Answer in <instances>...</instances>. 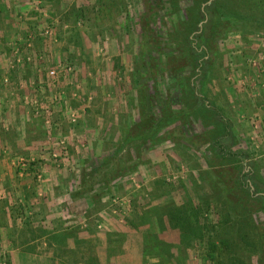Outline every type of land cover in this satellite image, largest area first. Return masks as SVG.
I'll use <instances>...</instances> for the list:
<instances>
[{
	"label": "rangeland",
	"instance_id": "374dc122",
	"mask_svg": "<svg viewBox=\"0 0 264 264\" xmlns=\"http://www.w3.org/2000/svg\"><path fill=\"white\" fill-rule=\"evenodd\" d=\"M213 1L0 0V166L29 191L0 264H264V0Z\"/></svg>",
	"mask_w": 264,
	"mask_h": 264
},
{
	"label": "trees",
	"instance_id": "16d2710c",
	"mask_svg": "<svg viewBox=\"0 0 264 264\" xmlns=\"http://www.w3.org/2000/svg\"><path fill=\"white\" fill-rule=\"evenodd\" d=\"M217 0L213 1L210 5L206 6V9H215V4H216ZM260 5L262 4H258V7H260ZM223 10V9H222ZM221 13L228 16L229 14L222 11ZM260 23L263 21H259ZM172 116L175 118H177V115H171L170 120L172 118ZM215 116L218 117V119L222 122V126L220 129V133H219V137L218 138H214L215 140L213 141L214 146L216 147V149H218V151H220V153H222L224 156H228V157H232V158H242V156H244V153L238 152V151H231L230 149H228L227 147H225L224 143L222 141H225L227 137H229L231 135L230 133V126L229 123L227 122L226 119H224V117L221 115L219 110L215 111ZM169 121V119L167 120ZM153 122V121H152ZM155 127V123L152 124V128ZM150 136V133L147 132L145 133V138H148ZM251 170L242 173L240 179H239V184L244 188V186L248 187V189L251 188V183H252V178H251ZM244 178H248L247 180H244ZM251 182V183H250ZM255 183V182H254ZM254 188H257L256 185H253ZM256 190V189H254ZM257 192V190L255 191ZM249 193V192H248ZM251 196L250 198L252 199H256L257 201H261L264 200V196H257L254 197L252 195V193H249ZM169 219L171 222V225H173L174 227H177L180 229V231L182 232V235L186 236V238H188L189 240H194V238H199L202 239L203 238V227L202 225H200L199 221H198V215H199V210L198 209H194L192 208H171L169 210ZM260 236H261V245L263 246L264 249V228L260 231ZM224 240V239H223ZM223 240H221L222 243ZM218 247L221 248L220 242L217 245ZM216 246V247H217Z\"/></svg>",
	"mask_w": 264,
	"mask_h": 264
},
{
	"label": "crops",
	"instance_id": "0c3cea01",
	"mask_svg": "<svg viewBox=\"0 0 264 264\" xmlns=\"http://www.w3.org/2000/svg\"><path fill=\"white\" fill-rule=\"evenodd\" d=\"M11 83L13 84V82H10V84ZM14 83L17 86H19V84H20L18 81H14ZM15 85H14V87L13 86L11 87V89L14 90V102H16V99H18V97H17V94H18L17 86H15ZM10 95L13 98V95L11 93H10ZM9 102H10V100L7 101V103H9ZM6 106L7 105H4L3 107H1V110L4 107H6ZM5 112L7 113L8 111L5 110ZM17 137L19 138L20 136L18 134L14 133V139H13L14 140V142H13L14 143V147L15 146H22L23 143H24V146L27 147L26 145L28 144V140L25 139L24 141H22L24 139V137H20L19 139H17ZM3 142H5V141H3ZM2 168L3 167L0 166V171H1L0 172V227L2 226V228H0V230L2 232H4L3 229H5V231L7 230L6 233H8V229H6V226L9 225L10 227L11 226L14 227V222H18L17 219L14 218V216H15L14 212L17 211V213H18V210H19V209L18 210L14 209V195L15 194L22 195L23 193H25L24 190H26V189L23 188V187H19V189H14V182L12 183V176L13 175L10 173L9 170H7L5 172H2ZM8 176H10V177H8ZM8 181L11 182V183H9ZM26 188H28V186H26ZM33 190L34 189H32V191ZM28 192L29 191L26 190L27 194H28ZM11 200H13V202ZM22 201H23V199H21V202ZM49 207H50L49 203H46V207H45L44 203H42V205H41V208L43 209L44 214L43 215L41 214L40 216H43L42 217L43 221H44L45 215L48 216L50 214ZM35 209L33 211H35ZM36 216H37V213H36ZM48 222L50 224V220ZM31 223H29L30 226H35V225L39 226L40 225L39 221H37L35 223L32 220ZM45 236H46L47 240L50 239V237H47V235H44V237ZM0 238H1L0 241H2L3 243L8 242V246H6V249L4 251L5 254L9 255V256H14V230H11L10 233H9V236H6V237L1 236V232H0ZM36 238H39V237L34 236V237L30 238L28 241L35 242V241H39L40 239H42L43 242H44V240H45V238H43V237L39 238V239H36ZM2 245L5 247L6 244H2ZM23 250L24 249H21V251H23ZM27 250L33 252L34 248L31 247V249L28 248Z\"/></svg>",
	"mask_w": 264,
	"mask_h": 264
},
{
	"label": "built area",
	"instance_id": "2783aa9c",
	"mask_svg": "<svg viewBox=\"0 0 264 264\" xmlns=\"http://www.w3.org/2000/svg\"><path fill=\"white\" fill-rule=\"evenodd\" d=\"M21 60L20 59H17V62H15V63H19ZM51 73H53V71L51 72ZM4 81H6V79L4 80ZM35 98V97H34ZM54 99H56V97L54 96ZM34 103H35V105H32V109L33 110H37V109H43V111H45L46 113H49L50 112V107L49 106H47V105H44L43 107H42V105H37V100L36 101H34Z\"/></svg>",
	"mask_w": 264,
	"mask_h": 264
}]
</instances>
